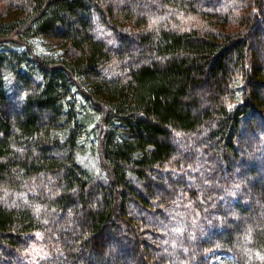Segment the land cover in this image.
<instances>
[{"label":"trees","instance_id":"1","mask_svg":"<svg viewBox=\"0 0 264 264\" xmlns=\"http://www.w3.org/2000/svg\"><path fill=\"white\" fill-rule=\"evenodd\" d=\"M0 264H264V0H0Z\"/></svg>","mask_w":264,"mask_h":264},{"label":"rangeland","instance_id":"2","mask_svg":"<svg viewBox=\"0 0 264 264\" xmlns=\"http://www.w3.org/2000/svg\"><path fill=\"white\" fill-rule=\"evenodd\" d=\"M31 42L39 53L49 56H59L62 54V49L57 41L35 38ZM244 137L246 138H244V141L248 140V138H250V134L245 133ZM79 160L86 169L90 170L94 174H98L100 172L99 158L95 148L91 144L85 146ZM209 255L213 262L220 261L224 257V254L218 251H214Z\"/></svg>","mask_w":264,"mask_h":264}]
</instances>
